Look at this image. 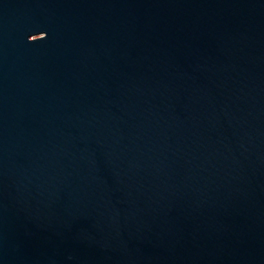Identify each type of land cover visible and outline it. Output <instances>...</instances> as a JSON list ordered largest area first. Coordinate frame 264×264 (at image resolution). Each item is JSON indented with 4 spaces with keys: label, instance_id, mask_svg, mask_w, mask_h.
<instances>
[{
    "label": "water",
    "instance_id": "obj_1",
    "mask_svg": "<svg viewBox=\"0 0 264 264\" xmlns=\"http://www.w3.org/2000/svg\"><path fill=\"white\" fill-rule=\"evenodd\" d=\"M0 264H264V0H0Z\"/></svg>",
    "mask_w": 264,
    "mask_h": 264
}]
</instances>
